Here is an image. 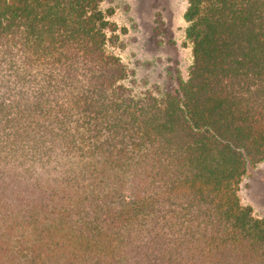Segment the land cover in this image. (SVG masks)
<instances>
[{
  "label": "trees",
  "instance_id": "trees-1",
  "mask_svg": "<svg viewBox=\"0 0 264 264\" xmlns=\"http://www.w3.org/2000/svg\"><path fill=\"white\" fill-rule=\"evenodd\" d=\"M102 1L0 0V264H264V0H188V79L141 93Z\"/></svg>",
  "mask_w": 264,
  "mask_h": 264
},
{
  "label": "rangeland",
  "instance_id": "rangeland-1",
  "mask_svg": "<svg viewBox=\"0 0 264 264\" xmlns=\"http://www.w3.org/2000/svg\"><path fill=\"white\" fill-rule=\"evenodd\" d=\"M101 6L118 26L108 49L128 68L123 84L141 93L156 87L176 90L188 79L193 64L184 18L188 0H103ZM238 193L242 204L264 217V161L248 167Z\"/></svg>",
  "mask_w": 264,
  "mask_h": 264
}]
</instances>
